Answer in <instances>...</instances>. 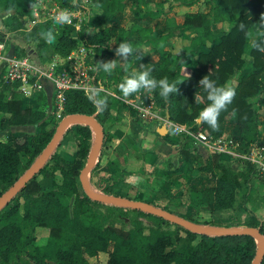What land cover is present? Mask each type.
Returning a JSON list of instances; mask_svg holds the SVG:
<instances>
[{
  "label": "trees",
  "instance_id": "trees-1",
  "mask_svg": "<svg viewBox=\"0 0 264 264\" xmlns=\"http://www.w3.org/2000/svg\"><path fill=\"white\" fill-rule=\"evenodd\" d=\"M58 1L64 7H78L74 0ZM179 1L190 4L195 0ZM34 2L1 0L0 6L13 9L12 14L7 15L8 21L3 20L6 28L24 29L32 16L31 5ZM89 2L98 8L89 28L75 31L49 18L34 23L27 34L30 36L37 30L50 28L55 35L53 52L62 57L69 55L82 43L86 47V63L95 65L96 75L105 79L109 75L98 63L109 61V42L123 35L124 42L132 44L124 35L126 28L118 27L116 34L109 29V19L117 11L123 10L126 2ZM161 3L137 0L130 8L135 17L145 10L155 15ZM210 11V16L208 12H186L183 19L185 27L203 28L201 42L204 43L206 39L212 41L207 52L200 51L196 43L190 41L189 51L183 48L179 54L167 52L159 63L147 66L152 78H167L169 83L177 84L179 89L178 93L170 94L167 100L160 96L159 88L152 90L153 101L156 106L168 111L169 119L173 122L191 131L201 126L212 136H218L222 133L220 126L218 130H213L207 123L198 120L199 113L209 103L199 81L209 75L218 86L227 84L236 92L232 103L221 111L218 124L226 118L234 119L238 128V135H234V138L240 141L242 148L244 145L249 146L252 141L264 145V135H259L258 122L264 107V52L252 46L255 41L264 47V32L260 36L256 35V29H264V21L260 20L264 14V0H213ZM217 21L228 23V29L216 35L212 23ZM241 23L245 25L243 30L240 29ZM137 30L140 37L150 39L158 50H162V46H158L157 41L170 34V31H156L152 37L149 36L151 28L139 27ZM43 42L40 41V44ZM20 51L18 55L26 54L23 47ZM194 55H198L197 59H194ZM194 62L197 66L183 74V66ZM55 71L60 70L55 68ZM196 95L199 96L198 103L195 102ZM89 97L82 88H68L59 116L72 112L94 114L103 126L104 145L107 133L104 123L112 107L110 96L100 95L99 98L107 99V106L103 109ZM56 108L58 106L55 104ZM0 113H6L11 124L37 123L34 133L17 131L13 133L12 142L0 140V182L8 186L18 177L21 169L29 166L41 152L55 126L49 128L46 123L42 124L47 118H44L43 110L23 106L15 96L6 97L3 90H0ZM90 137L91 129L86 124L76 123L74 127L68 128L59 145L75 142L77 148L73 158H66L62 150L53 152L42 168L0 209L3 222L0 227L2 253L24 251L34 259V264H92L88 258L100 251L107 252L106 264H250L256 248L255 238L250 234L196 233L162 216L88 197L81 186L79 171L89 151ZM187 146L184 148L186 161ZM248 165L244 169H234L215 152L203 165L215 175L213 185L197 191L188 188L183 196H167L164 203H152L199 223L231 225L227 219L235 209L243 208L251 196L242 186L247 182L255 183L256 180L255 165ZM57 172L60 174L59 181L56 179ZM119 174L100 175L92 169L90 180L103 192L134 198L117 185L115 180ZM256 182L258 189L263 186L264 175ZM239 190L242 191L236 203ZM66 197H73L71 206L64 201ZM93 205L96 207L93 208ZM128 215L130 225L126 226L123 217ZM241 221L236 224L258 226L264 234V218L245 215ZM37 227L43 228L40 237L36 234ZM259 264H264V255Z\"/></svg>",
  "mask_w": 264,
  "mask_h": 264
},
{
  "label": "crops",
  "instance_id": "crops-1",
  "mask_svg": "<svg viewBox=\"0 0 264 264\" xmlns=\"http://www.w3.org/2000/svg\"><path fill=\"white\" fill-rule=\"evenodd\" d=\"M88 1L90 0H87L85 5L78 4L77 8L64 7L58 4L59 10H66L71 15V23H66L69 28L73 30L85 29L84 17L88 14L87 9H85L86 5H88L91 12L90 15L88 14V19L94 20L98 8L91 2L88 3ZM146 1L148 3L162 2L156 8L155 15H151L142 9L141 15L135 17L130 7L132 4H136L137 0H125L124 9L117 11L109 19V29L113 34L117 33L118 27L126 28L124 35H126L127 40L132 42L131 45L134 49L128 61H123L122 57L116 55L119 42H124L125 37L119 35L117 39L110 41L107 47L110 54L109 61L116 60V68L111 74L107 73L109 77L105 79L98 77L95 65H90V85L93 91H89L88 94L91 96L94 91L99 92V97L102 93L107 94L110 96L112 106L104 123L107 130L105 143L101 146L92 169H95V172L100 175L119 172L120 174L115 181L122 190L129 192L136 199L147 200L151 203L154 201L164 203L167 196H183L188 188L197 191L208 185H213L215 175L212 171L205 169L203 165L207 160H210V157L216 151L209 145L199 141L189 129H184V125L173 122L169 117L167 119L168 111L156 106L153 101L152 90L142 88L129 96H124L119 86L126 78L148 70V65L159 63L167 52L181 53L183 48H188L190 41H194L200 51L207 52L212 41L206 39L204 43L201 42L203 28L185 27L183 19L186 12L202 11L208 12L210 16L213 0H195L190 4H184L179 0ZM45 5V3H41L39 7H45ZM36 9L37 7L34 11L31 9L32 16L26 22L24 29L8 30L3 22V20L8 21L7 15H5L8 8L0 6V18L2 19L0 34L4 33L2 34L3 39L0 38V41L4 43L1 56L27 55L30 63L34 66L50 68L53 65L61 70L69 65V56L76 53L77 49L72 50L66 57H62L53 52L52 44L41 46L40 41L43 42L42 33L51 30L50 28L37 30L29 36L27 32L34 23L55 18L57 15V10L47 12V9L44 8L42 11L39 9V13ZM51 25L53 26V24ZM139 27L151 28L149 36L152 37L156 31H170L169 35L156 43L158 46H162V50L156 49L150 39L146 40L144 37H140L137 30ZM212 29L216 35L220 34L228 29V23L223 21L214 22L212 23ZM263 32L264 29H256L257 36H260ZM21 39L24 40V44L20 42ZM35 43L40 45L37 47L38 50L37 48L33 50L34 54L32 53V46ZM22 47L26 54L18 55ZM78 47L86 49L82 43ZM189 50L190 48L185 51ZM30 52L31 54H29ZM51 55L54 57L50 58ZM197 56L194 55V59H197ZM5 65L6 59L0 58V90L4 91L6 97L15 96L20 99L23 106L43 110L45 112L44 118L50 112L56 110L54 109L56 104L55 88L51 77L35 71L34 74L28 76L26 81L19 79L15 81L5 80L3 77ZM196 66L195 62L184 65L182 73L186 74ZM150 78H152L151 72ZM230 82H234V80H230ZM130 100L137 103L149 102L154 115L149 118H141L129 105L128 101ZM260 114L261 116L264 114V107ZM162 124L165 125L164 128H161ZM174 125L181 127V129L179 131L175 130ZM219 126L222 129L220 135H238V128L234 119L226 118L220 122ZM0 127L2 128L0 130V140L12 142L14 132L34 133L37 123L11 124L8 121V115L0 113ZM187 144L189 149L186 161L184 148ZM218 154L222 160L228 161L234 169H244L239 160L232 157V155L227 153Z\"/></svg>",
  "mask_w": 264,
  "mask_h": 264
},
{
  "label": "water",
  "instance_id": "water-1",
  "mask_svg": "<svg viewBox=\"0 0 264 264\" xmlns=\"http://www.w3.org/2000/svg\"><path fill=\"white\" fill-rule=\"evenodd\" d=\"M1 25L2 19L0 18V26ZM168 117L169 113H167V119ZM70 123L86 124L92 127L95 131L94 142L91 144L86 156L85 163L79 171V180L81 186L88 197L104 203L141 209L145 212H150L152 214L162 216L170 222L177 223L196 233L207 235L250 234L255 238L256 241L254 256L252 257L250 264L260 263L264 255V234L261 232L258 226H224L215 224H203L190 220L161 206L155 205L154 203H151L147 200L130 198L94 189L90 181L89 174L95 165L104 137L103 126L94 114L72 112L67 113L60 118L49 141L43 147L37 159L0 194V209L3 208L13 198V196L25 185L28 180H30L40 170V168H42V166L51 156V153L56 145L59 143L60 138L64 134V130ZM164 124L161 125V128L165 127Z\"/></svg>",
  "mask_w": 264,
  "mask_h": 264
},
{
  "label": "rangeland",
  "instance_id": "rangeland-1",
  "mask_svg": "<svg viewBox=\"0 0 264 264\" xmlns=\"http://www.w3.org/2000/svg\"><path fill=\"white\" fill-rule=\"evenodd\" d=\"M74 2L76 4H79V5L85 4L84 1H82V0H74ZM41 3H45L46 4L45 7H39V4H41ZM34 4L37 5V9H36L37 12H39V9L41 11L44 10V8L47 9L46 10L47 12L48 11L55 12L56 10L57 11L59 10V8L57 7L58 6V0H35ZM85 9H87V13L90 15L91 12H90V9L88 8V5L85 6ZM88 14L87 15L85 14L86 16L84 17V23H83L85 25V28L86 29L88 28V26L91 24V21L93 20V19H91V20L88 19L89 18V15ZM75 31H79V30L75 29ZM2 34H4V33H2ZM2 39H3V37H2ZM42 40H44V42L41 44V46L42 45H45V46L46 45H50L49 43L46 42V40L44 38ZM20 42L22 44H24V40L23 39H21ZM78 45H81V43H79ZM38 46H39V43H35L32 46V53L35 54V52L33 50H36V48ZM75 49H77L76 50L77 54H79V53L83 54V52L86 50L84 48L83 49H80L78 46ZM37 50H38V48H37ZM81 50H83V51H81ZM29 54H31V52ZM52 57H54V56L51 55L50 58H52ZM54 70H55V68H54ZM58 112H59V114H58ZM59 115H60V110H58V108H56V110H54L53 112H50V114L47 115V118H45L42 121V124H45L46 123V126H48L49 128H51L53 126H55L54 128H56V125H57V123L59 122V120L61 118ZM258 122H259V129H260V133L259 134H260V136H263L264 135V114L262 116L260 115L258 117ZM75 124L76 123H70L66 127V129L64 130V132L68 128L74 127ZM90 129H91V137H90V146H91V144L94 142L95 131H94V129L92 127H90ZM0 130H2L1 127H0ZM230 136H232L234 138V135L230 134ZM2 137H3V135H2ZM4 138H5V135H4ZM61 139H62V137L60 138L59 143H60ZM234 139H236V138H234ZM59 143L56 145V147L52 151L51 155L53 154V152L58 153L59 151L62 150V151H64V156L66 158L72 159L73 158V152L77 148L76 147V143L73 142V141H70L68 144H62V145H59ZM258 146H260V145H258V142L257 141H252L249 146L244 145V147L242 148V145L240 144V141H238V146H236V148L234 149L238 153V155H233L232 154V157L237 158L239 160L240 164L242 165V167H244V168H246L247 166H249L248 165L249 163H252V164L255 165V168H256L257 171L256 170L254 171V176H255V178H256L257 181L259 180V178H261L262 175H264L263 174L264 172L260 171V169L257 166V162L253 163L251 161V159L249 158V156L251 155V150L258 148ZM263 153H264V150H263ZM39 154L34 157L33 161L30 163V165L37 159V157L39 156ZM22 159H23V165H24L25 159H24V156L23 155H22ZM29 166H27L24 169L22 168L18 176H20ZM56 179H57V181L60 180V174L58 172L56 173ZM256 180H255V183H258V182H256ZM255 183L247 182L246 185L244 184L242 186V189L245 190L244 189V187H245L247 193L250 194L251 196H250V199H248L244 203L245 206L243 208H241V209H235V211L233 212V214L227 219V222L231 223V225H245V224H236V223L242 222L241 219L245 215H255V216H257L260 219H263L264 218V195H263L264 194V191H263L264 190V187H263L264 185L261 186V187H259V189H258V184L255 185ZM8 186H6L3 182H0V190L2 192ZM92 186H93L94 189L100 191L98 188H96L94 186L93 183H92ZM241 191L242 190L237 191V194H236V196H237L236 203L239 202V195H240ZM15 200H17V197L15 198ZM64 201L69 206H71L72 201H73V197H66L64 199ZM92 207L95 208L96 206L93 205ZM101 208H103V207H101ZM231 211H233V209ZM123 220H124L123 222L125 223L126 226H129L130 225L129 224V220H130V216L129 215L128 216H124L123 217ZM2 225H3V222L0 219V227ZM224 226H229V225H224ZM42 230H43L42 227H37L36 228V234H37L38 237H40ZM88 259H89V261L92 264H106L107 252L106 251H100V252H98L97 255L90 256ZM0 264H34V259L31 256H29L28 254H26L24 251L12 252L10 254L9 253H2L0 251Z\"/></svg>",
  "mask_w": 264,
  "mask_h": 264
},
{
  "label": "built area",
  "instance_id": "built-area-1",
  "mask_svg": "<svg viewBox=\"0 0 264 264\" xmlns=\"http://www.w3.org/2000/svg\"><path fill=\"white\" fill-rule=\"evenodd\" d=\"M87 1V0H82ZM89 2V1H88ZM62 10H58L57 14ZM4 47V43L0 41V58L6 59L4 79L9 81L21 80L26 81L28 76L32 75L37 71L42 75H46L51 77L54 83L55 88V101L58 106V110H61L62 103L65 96V91L68 88H82L86 93L89 91H93L92 86L90 85V65L86 63L85 56L86 50L83 54L74 53L69 56V65L67 67H63L60 71H55L54 66L50 68H40L34 66L30 63L28 56H9L2 57L1 49ZM83 49V48H82ZM83 51V50H81ZM129 105L138 113L141 118H149L154 115L151 111V105L149 102H134L133 100L128 101ZM59 114V112H58ZM168 121V120H166ZM175 130H180L181 127L174 125ZM184 129H188L183 127ZM182 128V129H183ZM190 130V129H189ZM191 131V130H190ZM194 133V136L204 144L209 145V147L213 148L217 153H227L230 155H238V153L234 150L236 146H238V141L234 139L232 136H212L206 130H204L201 126H199L195 131H191ZM264 145L258 146L256 149L251 150V155L249 158L253 163L257 162V166L260 171L264 172ZM264 174V173H263Z\"/></svg>",
  "mask_w": 264,
  "mask_h": 264
},
{
  "label": "clouds",
  "instance_id": "clouds-1",
  "mask_svg": "<svg viewBox=\"0 0 264 264\" xmlns=\"http://www.w3.org/2000/svg\"><path fill=\"white\" fill-rule=\"evenodd\" d=\"M37 5H31L33 11ZM13 9L10 7L5 15H11ZM55 22L57 24H66L71 23V15L68 11H61L55 16ZM261 21H264V14L261 15ZM245 25L240 24V29L243 30ZM251 35V33H248ZM43 38L47 43L52 44L55 42V35L52 30H48L42 33ZM254 48H257L259 51L264 52V47L260 44L253 41ZM134 52L132 45L128 42H122L119 44V47L116 49V55L122 57L123 61H128L129 56ZM99 67L103 69L104 72L111 74L112 71L116 68V60L109 62H99ZM200 87L204 89V92L207 94L206 98L209 101L208 105L203 108L199 113L198 120L201 122L207 123L213 130H218V118L221 111L226 110L227 106L232 103L236 92L235 89L227 84L223 86H218L214 80L209 78V75L204 76L199 81ZM120 90L124 96H129L130 94L139 91L140 89L155 90L160 89V96L165 100L168 99L170 94L178 93L179 89L177 84L169 83L167 78L156 80L155 78H150V71L145 70L137 75L128 77L120 84ZM89 99L95 104L98 105L100 109L106 108L107 99L99 98V92L94 91ZM195 102H199V96H195ZM235 112V110H233Z\"/></svg>",
  "mask_w": 264,
  "mask_h": 264
}]
</instances>
